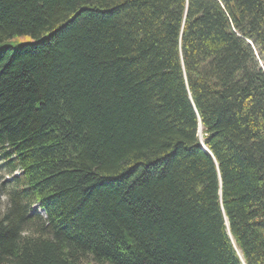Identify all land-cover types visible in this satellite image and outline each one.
Listing matches in <instances>:
<instances>
[{
  "label": "trees",
  "instance_id": "16d2710c",
  "mask_svg": "<svg viewBox=\"0 0 264 264\" xmlns=\"http://www.w3.org/2000/svg\"><path fill=\"white\" fill-rule=\"evenodd\" d=\"M0 169V264H264V0H0Z\"/></svg>",
  "mask_w": 264,
  "mask_h": 264
},
{
  "label": "rangeland",
  "instance_id": "374dc122",
  "mask_svg": "<svg viewBox=\"0 0 264 264\" xmlns=\"http://www.w3.org/2000/svg\"><path fill=\"white\" fill-rule=\"evenodd\" d=\"M28 37L29 36H15L11 40L10 44L14 45L17 48L20 43L28 41V39H29ZM15 174H18V172H16ZM0 179L9 180V179H12V176H11V174H8V172L5 169H0ZM4 208H5V206H4V198H1L0 212L3 211ZM35 208H38V205H36Z\"/></svg>",
  "mask_w": 264,
  "mask_h": 264
},
{
  "label": "bare ground",
  "instance_id": "6f19581e",
  "mask_svg": "<svg viewBox=\"0 0 264 264\" xmlns=\"http://www.w3.org/2000/svg\"><path fill=\"white\" fill-rule=\"evenodd\" d=\"M202 136V135H201ZM10 180V179H9Z\"/></svg>",
  "mask_w": 264,
  "mask_h": 264
}]
</instances>
